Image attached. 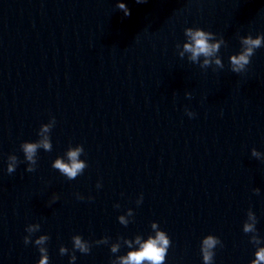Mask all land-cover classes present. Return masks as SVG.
Here are the masks:
<instances>
[{"label": "water", "instance_id": "water-1", "mask_svg": "<svg viewBox=\"0 0 264 264\" xmlns=\"http://www.w3.org/2000/svg\"><path fill=\"white\" fill-rule=\"evenodd\" d=\"M122 2L130 15L116 0H0V264L39 259L23 242L30 223L40 224L32 239L49 237V264H70L59 247L74 251L76 234L91 249L73 264H110L128 249L109 244L154 234L152 221L171 241L165 264H203L208 234L221 241L213 264H248L249 209L264 244V160L251 155L264 153V47L240 74L228 56L239 36L264 35V0ZM185 27L224 37L223 69L177 55ZM51 117L52 150L38 149L27 172L19 146ZM77 144L87 167L68 180L51 164Z\"/></svg>", "mask_w": 264, "mask_h": 264}, {"label": "clouds", "instance_id": "clouds-1", "mask_svg": "<svg viewBox=\"0 0 264 264\" xmlns=\"http://www.w3.org/2000/svg\"><path fill=\"white\" fill-rule=\"evenodd\" d=\"M137 3H143L145 0H136ZM116 7L122 11L124 16L130 15V10L122 0H116ZM184 41L177 43V55L180 58L187 57V60L198 64L201 69H205L211 66L215 68L223 69L224 64L219 55L220 49L225 45L223 36H217V34L204 30L200 27H185L183 29ZM240 41V50L236 53L229 54L228 67L233 73H243L246 71L247 66L251 63V57L255 54V51L261 47H264V35L257 34L255 36L251 34L238 37ZM215 70V69H214ZM185 96L191 98V93L185 92ZM185 112L189 117H194L196 113L188 108H185ZM55 124V117H51L47 123H42L38 129V139L35 141H22L20 149L23 152L24 160L27 162L26 171L32 172L35 170L37 162V151L43 149L45 151L52 150V144L49 137V133ZM84 153L82 145L76 146L69 145L64 153L63 157L57 156L51 166L58 170L68 180H74L80 175L87 167L85 160L80 159V156ZM251 155L257 159L264 160V153L257 151L255 148L251 149ZM18 158L14 154H9L7 157V172L9 174L16 170ZM100 182H97V187H100ZM252 191L259 194V188H253ZM78 198H83L77 193ZM58 199V196L54 193L52 200ZM142 194L137 197L136 203L142 202ZM119 207V205H115ZM129 216L133 215L131 208L127 209ZM118 221L122 225H127L129 222L123 215L118 217ZM257 217L254 212L249 209L246 213V220L242 224V231L249 235V241L256 246L254 251V258L248 261V264H264V244L261 243V237L257 233L256 228ZM152 232L146 238H142L139 234L135 235L132 239L126 237L118 238L116 243L109 244L110 251L117 253L121 246V240L123 245L127 246V252L123 255L115 256L110 264H165V258L167 256L168 248L171 246V241L168 235L159 228L157 222L152 221L150 224ZM40 230L39 223H30L26 225L25 231L27 235L23 237L24 244L33 243L37 246L40 253L39 259L35 264H49L48 251L46 248V242L49 237L47 234H41L32 239V234ZM72 249L78 250L80 253L87 254L90 252L91 244L89 241L82 239L79 234L71 237ZM96 244H108V237H101L95 241ZM135 245V247H134ZM221 245V241L217 236L212 234L205 235L201 238L200 253L203 264H213L214 249ZM74 251H71L61 245L59 247L60 255H69V262L73 264L76 260Z\"/></svg>", "mask_w": 264, "mask_h": 264}]
</instances>
